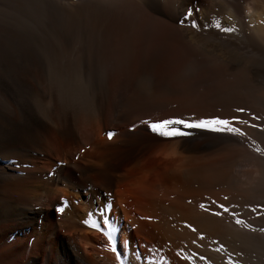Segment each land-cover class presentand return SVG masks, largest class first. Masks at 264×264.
Wrapping results in <instances>:
<instances>
[{
	"label": "bare ground",
	"instance_id": "6f19581e",
	"mask_svg": "<svg viewBox=\"0 0 264 264\" xmlns=\"http://www.w3.org/2000/svg\"><path fill=\"white\" fill-rule=\"evenodd\" d=\"M148 3L117 0L85 23L90 39L82 37L74 73L53 71L62 80L56 96L32 94L46 109L9 104L0 115V264H264V233L235 223L264 228V156L255 150L264 149V90L223 71L209 40H187L168 9ZM249 14L264 41V11ZM195 53L208 63L193 69ZM216 116L248 120L236 125L247 139L204 129L161 138L141 124ZM213 201L237 205L236 215H213ZM101 209L110 221L103 231L83 223Z\"/></svg>",
	"mask_w": 264,
	"mask_h": 264
},
{
	"label": "rangeland",
	"instance_id": "374dc122",
	"mask_svg": "<svg viewBox=\"0 0 264 264\" xmlns=\"http://www.w3.org/2000/svg\"><path fill=\"white\" fill-rule=\"evenodd\" d=\"M110 1L109 0L107 1L106 0H0V100H1L0 115L1 116H6L7 113L5 112H7L8 108L10 107L9 104H11V108L14 105L20 107L23 106L26 107L28 110L30 111L34 110L37 113H39V111L44 110V108L46 109L47 106H43V108L42 107L39 108V106L33 99V95L36 94L37 92L40 93L42 91L44 95L46 94V95L56 96V93L58 91V86L62 80L57 75H55L57 73H54L53 71L58 72L64 69L63 72L69 71V73L71 72L72 74L74 73L78 65V60L75 58H77L79 55L78 53L80 51V46L82 43L81 41L83 40L82 37H84V41L86 40V38H88V40L90 39L89 35L88 34H87L88 36L86 35L87 32L84 33V30L86 31L87 28L90 29L89 28L90 26L87 27L88 24L89 23L91 24V22L93 23L94 22L93 19L98 20V17L100 16L99 14L104 12L106 10L105 8H108L109 4H112L117 0H110ZM149 1L150 0H147V3ZM154 1H157L158 4L156 2H154L156 4H154L153 2H150L148 4L151 5V7L153 4L152 8L153 9L155 8L156 10L155 9L154 10L156 12L158 11L159 13H161L162 10L161 8L163 7H165L163 8V10L165 11L168 9V11H170L169 14L163 10L162 11L166 13V14L164 13L165 15L170 16V18H173L172 21L173 25L175 23L174 26L177 29H181L182 31L181 34L184 35L187 40H192V39L194 40L195 38H203V37H204L203 39L209 40L207 41L208 44L212 48H214L216 54L217 52L219 54V55L217 54L219 56V60L217 61V64L220 68H223V71L227 72V70L230 69V71H228L229 73H239L243 75L246 74V76L248 77L251 76L249 78L250 80L252 79L251 80L252 85L257 88L261 87L262 89L261 88L260 89L264 90V43L260 42L262 39L260 40L255 38L254 36V34H256L255 28L253 26L252 21L248 19L249 12H250L249 15H251L254 14L255 12L264 11V0H252V1L251 0H196V1L191 0L190 2H187L185 0H177V1L154 0ZM100 3H102V7H101L102 11L97 10V8L95 7L96 5L98 6V8H100L99 7L101 5ZM154 5L156 6L158 5V7L156 6L154 7ZM159 6L161 9L160 11L159 9H157L159 8ZM248 8L250 9V11ZM192 10H194V12ZM228 10L232 14H234L235 17L238 16L236 18L237 23H234L233 26L229 24L227 20L226 14L227 12H229ZM189 11H190V15L187 17L186 20L187 26H181L180 24H177L180 20L185 19V14ZM252 11L255 12L253 13ZM191 15L194 17L192 18ZM194 19L196 20V23L198 25L201 24L200 26L203 28L196 30L193 29L190 25L193 21H195ZM119 21H123L122 23L125 24L126 22L128 23V18H125L124 20L119 19L118 21H116V25L119 23ZM85 23H87L86 27H85ZM215 24H220L221 27H231V28L233 27V29L235 27V30L237 29L239 30L236 32L233 31L226 33L216 28ZM234 32L237 33V35ZM203 33H205V35ZM262 42L264 41L262 40ZM70 47L75 49L73 50ZM76 47H78L79 49L78 51ZM71 49L73 55L71 53ZM69 50L70 52H68ZM245 51L247 52L250 51V53L247 54V52ZM240 52H245V53H240ZM198 54L195 53L192 55L193 57L191 56L190 64L193 69H196L200 65L208 63L210 59L209 54H204V53H198ZM57 55L59 58L57 57ZM195 55L197 58L195 57ZM69 57L72 58L70 59ZM198 57H200V59ZM201 57H203V59H201ZM73 59H75V61H72ZM70 64H72L74 67ZM52 75L54 76L52 77ZM253 80L255 82L254 84H253ZM29 86H31V88ZM31 91H33L34 93ZM2 106L4 109L1 108ZM2 112L4 115L2 114Z\"/></svg>",
	"mask_w": 264,
	"mask_h": 264
},
{
	"label": "snow or ice",
	"instance_id": "6c2138e0",
	"mask_svg": "<svg viewBox=\"0 0 264 264\" xmlns=\"http://www.w3.org/2000/svg\"><path fill=\"white\" fill-rule=\"evenodd\" d=\"M190 15V11L185 14V19L180 20L178 23L181 26H187L186 20L187 17ZM193 29H200L201 26L198 25L195 21H193L190 25ZM216 28L222 30L223 32H232L234 31L231 27H221L220 24L215 25ZM237 113H245L246 110L244 108H236L234 110ZM252 120H260L261 117L252 115L249 113ZM141 124L147 126V128L153 133L158 135L161 138H175V137H181V136H188L191 135L190 132L184 131L183 129H204L220 134H227L229 136L233 137H243L247 139V133L242 131L241 128L237 127L236 125L239 124H248V120L241 119L239 116H233L231 118H221L219 116L211 117V118H201V119H195V118H179V117H173L169 119H163L159 121H149V120H143L141 121ZM250 127L257 128L258 125L251 124ZM261 131H264V128H261ZM109 140H111L116 133L114 132H107L106 133ZM240 143H243V140L239 141ZM252 144H255L253 141ZM251 146V145H249ZM261 156H264V149L257 147L255 149ZM224 200H228L229 198L225 196L223 198ZM216 205V207L219 209L218 211L213 212L212 214L215 216H223L224 214H231L233 216L236 215V213L233 211L237 207V205H231L226 206L225 204H216L215 201L212 202ZM201 208H204L205 211H208L209 209L205 207L204 204L200 205ZM260 206H257L259 208ZM257 208H253L252 211L256 212ZM57 212L63 213L65 211L64 207H59L56 209ZM93 213H89V219H85L83 221L84 224L87 226L96 229L98 231H103V226H108L110 224V221L107 219L106 216V209L100 210V218L99 219H91L93 216ZM259 215L264 216V211H260ZM236 224L243 225L246 228H250L252 231H260L264 233V228L255 229L252 228L251 225L246 224L241 219H235ZM191 229V231L196 232L197 230L193 228L191 225H188ZM108 236V239L110 242L114 241V237L112 235V231L109 230L107 233H105ZM199 239L203 240L204 237L200 236ZM195 243V241H193ZM223 245H221V248ZM221 249H217V251H220ZM112 251L115 253L117 252V248L115 243L112 244ZM121 253H117V259L121 258ZM200 260H205L206 258L203 256L199 257ZM123 264V261H122ZM233 264H236V262H233Z\"/></svg>",
	"mask_w": 264,
	"mask_h": 264
}]
</instances>
